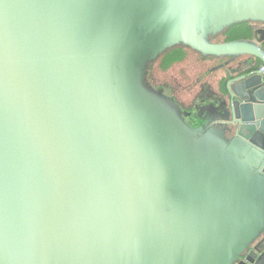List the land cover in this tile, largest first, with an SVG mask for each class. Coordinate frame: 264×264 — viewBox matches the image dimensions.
I'll list each match as a JSON object with an SVG mask.
<instances>
[{
  "label": "water",
  "instance_id": "obj_1",
  "mask_svg": "<svg viewBox=\"0 0 264 264\" xmlns=\"http://www.w3.org/2000/svg\"><path fill=\"white\" fill-rule=\"evenodd\" d=\"M243 19L264 23V0H0V264H264V27L197 33ZM178 45L230 57L232 155L136 79Z\"/></svg>",
  "mask_w": 264,
  "mask_h": 264
},
{
  "label": "rangeland",
  "instance_id": "obj_2",
  "mask_svg": "<svg viewBox=\"0 0 264 264\" xmlns=\"http://www.w3.org/2000/svg\"><path fill=\"white\" fill-rule=\"evenodd\" d=\"M220 28L219 25H214V24H206L204 25L203 28L198 29L197 33L200 36H204L207 37L210 41H215V32L216 29ZM170 41H167L166 43H157V47L154 49V52H149L147 51L146 53H148L149 55H152L153 53H155L157 50L161 49L162 47H164L165 44L169 43ZM184 52V55L181 59H174L171 61L170 65L167 68H161V61H157L155 63H151L150 61H144L143 62L140 60H138L137 62V71H138V75H136V79H138L141 83V80L143 82V78L145 75V80L147 82V85L154 89V91L156 92V94L158 96H161L162 98L166 99L167 101L171 100L174 101L175 104L177 106H179V111L178 110H173V112H175L177 114V116L183 121V118L181 116V108L183 110V115L186 117L187 112H189V110H187V105H185V102L189 100L190 97V93L192 95L195 94V88H197V83H200L201 81L204 80L205 81H211L213 84L217 83V79L219 77L220 72H225V64H223V66H219L216 69H213L214 66L218 65V63H216L217 61H211L210 59H200V53L196 52L193 49H187V48H183L182 49ZM202 56H204V58H208V56H205L202 54ZM230 59V58H228ZM145 64V66H144ZM229 67V66H228ZM227 67V68H228ZM209 69V72H211L209 75H207V70ZM144 71V74H143ZM208 72V73H209ZM143 74V76H142ZM204 76V77H203ZM195 87L194 89L192 88ZM184 87H190L191 90H189L190 93H188L186 90H184ZM169 99V100H168ZM162 108L165 106L164 103H162L160 105ZM205 118H207V116H205ZM185 121L188 123L191 120H187L186 118H184ZM184 122V121H183ZM226 146H228L227 142H226ZM227 150H223V151H219L217 150L216 153H218L219 155H223V154H228V155H232L229 153V147L227 148ZM190 172H194L192 170V168L188 169ZM214 171V169H210L209 168H201L198 170V175L201 176V179H210V178H202V174L204 172H206L205 174L209 175L210 177H213L211 175V172ZM255 178V177H254ZM213 179V178H211ZM249 185V183L246 184V186H243L240 188L242 189L245 194L248 193L247 190V186ZM256 187H254L253 193L256 195V197L259 199V201L264 205V193L263 194H256L257 192ZM241 190V191H242ZM215 193H216V188H215ZM255 206V205H254ZM253 206V202L250 204V208H254ZM247 207H249V204H247ZM257 208V206H255ZM254 216V214H253ZM257 221V220H256ZM256 221H252V226L247 230L246 234L244 236H242V238L247 239L249 238L253 231H255L256 228ZM203 222L207 224V222L203 219ZM215 230V228H214ZM227 230V228L225 229ZM216 233V230H215ZM230 235H231V229L227 230L226 232H224V234H218L217 236L219 237V242L221 245L225 244V246L227 247V244L231 246L230 242ZM233 235V234H232ZM223 236V237H222ZM225 237V239H224ZM226 241V242H225ZM240 242H244V240H242L241 238H239Z\"/></svg>",
  "mask_w": 264,
  "mask_h": 264
},
{
  "label": "crops",
  "instance_id": "obj_3",
  "mask_svg": "<svg viewBox=\"0 0 264 264\" xmlns=\"http://www.w3.org/2000/svg\"><path fill=\"white\" fill-rule=\"evenodd\" d=\"M187 49H191L185 46ZM199 53V52H198ZM201 57L200 59H210L211 61H217L218 65L214 66L213 69L218 68L219 66H223L225 64V72H220L221 75L218 77V81L216 84H213L211 81H201L197 83V88L195 94L192 95L189 90L190 87H184L188 93H190L189 100L185 102L187 105V112L186 117L182 114L183 110H181V116L186 118L188 123L183 118L185 123V127L187 129L188 136L192 139L195 138L196 142L200 143L204 152L208 151H225L226 149V142L229 141V135L223 132L221 115L222 109L220 108L221 105V88L219 87L220 80L226 76L228 70V58L227 56H208V58H204L202 54H199ZM245 58V57H244ZM244 58H241L240 61ZM154 62V61H153ZM238 63V60L235 63L231 64L235 66ZM207 70V75L211 72ZM204 77V76H203ZM207 116V118H205ZM228 144V142H227Z\"/></svg>",
  "mask_w": 264,
  "mask_h": 264
},
{
  "label": "trees",
  "instance_id": "obj_4",
  "mask_svg": "<svg viewBox=\"0 0 264 264\" xmlns=\"http://www.w3.org/2000/svg\"><path fill=\"white\" fill-rule=\"evenodd\" d=\"M264 26V23L256 22L252 19H243L233 21L224 26L221 31L215 34V42H234V41H249L254 39V30L258 26ZM264 42L262 43V45ZM184 45H178L169 48L163 52L154 62L161 61V68H167L174 59H181L184 55ZM264 47V46H263ZM228 79V78H227ZM227 81V80H226ZM226 81L224 85L226 84ZM147 85V82H146ZM224 86H222L223 88Z\"/></svg>",
  "mask_w": 264,
  "mask_h": 264
},
{
  "label": "flooded vegetation",
  "instance_id": "obj_5",
  "mask_svg": "<svg viewBox=\"0 0 264 264\" xmlns=\"http://www.w3.org/2000/svg\"><path fill=\"white\" fill-rule=\"evenodd\" d=\"M260 26H261V25H260ZM262 27H264V26H262ZM263 46H264V44H263ZM226 71H227L226 76L223 77V78L220 80V82H219V87L221 88V91L223 90L222 86H224L225 81H226L227 78L229 77V76H228V70L226 69Z\"/></svg>",
  "mask_w": 264,
  "mask_h": 264
},
{
  "label": "built area",
  "instance_id": "obj_6",
  "mask_svg": "<svg viewBox=\"0 0 264 264\" xmlns=\"http://www.w3.org/2000/svg\"><path fill=\"white\" fill-rule=\"evenodd\" d=\"M264 67L262 66L261 69H263Z\"/></svg>",
  "mask_w": 264,
  "mask_h": 264
}]
</instances>
